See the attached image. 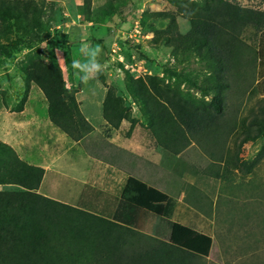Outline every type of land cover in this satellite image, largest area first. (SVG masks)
<instances>
[{
	"label": "rangeland",
	"instance_id": "374dc122",
	"mask_svg": "<svg viewBox=\"0 0 264 264\" xmlns=\"http://www.w3.org/2000/svg\"><path fill=\"white\" fill-rule=\"evenodd\" d=\"M28 1L40 12L29 15L27 21H6L7 34L0 39V143L9 145L20 159L23 153L29 155L25 146H41L35 157H23L26 163L62 158L57 140L61 132L48 120L41 91L24 77L31 60L53 64L60 69L66 88L91 127L80 141L73 142V164L77 161L73 165V189L79 187L75 173L82 168L76 164L90 159L86 152H95L102 163L99 165L112 164L118 171L172 196L212 225L209 256L198 257L193 264H264V140L244 143L242 129L264 110V96L255 89V54L246 57L240 73L222 93L223 121L233 123L235 129L229 134L222 129L214 142L195 136L197 140L179 158L156 145L139 111V101L125 87L127 75L133 79L152 76L177 87L191 101L202 98L205 61L157 40L156 31H163L168 21L146 18L152 11L174 12V0ZM225 1L264 11V0ZM176 23L181 34L189 31L187 20L179 16ZM256 37L252 28L241 36L254 50ZM85 45L100 46L98 60L104 66L86 83L71 66L73 59H87L81 52ZM108 89L130 112L131 120L123 121L117 130L102 118ZM53 129L58 132L47 135ZM247 130L255 133L254 127ZM136 237L155 243L144 235Z\"/></svg>",
	"mask_w": 264,
	"mask_h": 264
},
{
	"label": "trees",
	"instance_id": "16d2710c",
	"mask_svg": "<svg viewBox=\"0 0 264 264\" xmlns=\"http://www.w3.org/2000/svg\"><path fill=\"white\" fill-rule=\"evenodd\" d=\"M173 5L174 12L152 11L146 18L168 21L163 31H156L157 40L205 61L202 98L191 101L177 87L152 76L127 75L125 87L139 101L156 145L178 156L197 135L214 142L222 129H227L225 134L235 129L223 121L222 93L250 53L257 60L255 89L264 96V11L225 0H174ZM39 12L28 0H0V39L7 34L6 21H27ZM179 16L189 22L186 34L178 30ZM249 28L257 33L256 50L241 38ZM24 77L41 91L48 120L68 139L78 142L91 131L57 66L31 60ZM102 118L114 130L131 120L112 89L106 92ZM252 127L253 135L247 130ZM242 129L244 143L264 140V110ZM43 176L41 167L27 164L9 145L0 143V186L10 187L0 190V264H193L198 257L209 256L211 224L207 222L206 232H198L174 221L179 203L154 187L124 178L115 218L110 219L38 194ZM139 234L155 243L137 240Z\"/></svg>",
	"mask_w": 264,
	"mask_h": 264
},
{
	"label": "crops",
	"instance_id": "0c3cea01",
	"mask_svg": "<svg viewBox=\"0 0 264 264\" xmlns=\"http://www.w3.org/2000/svg\"><path fill=\"white\" fill-rule=\"evenodd\" d=\"M53 130H48L47 135L58 132L57 129ZM60 134L61 133H59L57 140H60L62 149H60L58 153L63 155L62 158H59V160L55 162H50L48 159L43 160L42 163L38 162L37 164L27 162V164L41 167L44 170V176L37 193L72 207L78 206L106 218H115L119 188L124 178L133 176L118 171L116 168H113L112 164L107 162L104 166L99 165L102 163L98 161L95 152H91V154L86 152L90 159L85 158V160L82 161L83 163L76 164L77 167L78 165H82V168L75 173L79 181V187L73 189V181H75L73 180V165L77 162L73 164V141L69 140L63 133ZM50 138H53V135H50ZM46 142L49 143L48 138L44 142L47 145ZM23 149L30 151L29 155L23 153L21 160H23V157L27 159V155L28 157H35L36 155L34 152H39L41 146H25ZM180 156L179 154L178 157L180 158ZM63 162H67L68 165L62 166ZM85 182H88V184L81 195ZM4 188L8 187L0 186V190H4ZM178 203L179 206L176 208L173 216L174 221L195 228L198 232H206L208 229L207 221L205 222L204 218H201L196 212L190 211L188 208L181 205L180 202Z\"/></svg>",
	"mask_w": 264,
	"mask_h": 264
},
{
	"label": "clouds",
	"instance_id": "9594fccd",
	"mask_svg": "<svg viewBox=\"0 0 264 264\" xmlns=\"http://www.w3.org/2000/svg\"><path fill=\"white\" fill-rule=\"evenodd\" d=\"M81 52L87 56V59L83 62L79 59H73L71 66L81 81L86 83L90 78L101 73L104 70V66L98 60L101 52L99 45H96L94 48L85 45L82 47Z\"/></svg>",
	"mask_w": 264,
	"mask_h": 264
}]
</instances>
